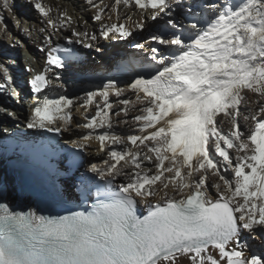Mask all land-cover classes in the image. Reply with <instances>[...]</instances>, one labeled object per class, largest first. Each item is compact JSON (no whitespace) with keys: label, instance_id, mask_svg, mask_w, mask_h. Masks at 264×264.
Segmentation results:
<instances>
[{"label":"snow or ice","instance_id":"1","mask_svg":"<svg viewBox=\"0 0 264 264\" xmlns=\"http://www.w3.org/2000/svg\"><path fill=\"white\" fill-rule=\"evenodd\" d=\"M86 3L96 9L93 19L102 21L109 5L103 0ZM120 5H134L153 21L167 9V23L176 28L168 0H114L111 11L116 13ZM33 6L48 18L49 27L72 24L67 13L58 21L51 19L52 9L42 0H34ZM10 7L9 0H0V8ZM213 9L216 15L206 26L198 28L199 21L191 25L194 32L151 36L163 47L149 46L155 64L148 78L138 74L125 88L110 79L85 93L76 105L84 110L85 122L76 127L91 131L72 143L83 150L95 139L99 151L106 152L102 163L88 168L103 181L95 203L85 211L52 217L12 212L0 203V264H180L179 257L190 264H264V247L254 251L241 243L242 238L264 235V0H239ZM136 27L143 28V20ZM99 35L124 39L131 32L125 23L113 22L102 24ZM71 36L75 39L69 38V44L84 48L94 47L98 39L75 28ZM45 40L51 43L49 37ZM72 57L70 48L50 49L46 66L29 81L31 91L41 93L51 86L52 76L59 78L52 66L65 67V59ZM0 71L7 84L14 83L6 66L0 64ZM244 90L261 98L258 111L243 117L255 122L247 135L237 121ZM125 92L133 93L135 101L120 99ZM110 94L123 107L114 110ZM92 105L95 114L89 116ZM73 106L66 94L45 95L32 108L26 127L69 131ZM110 111L117 118L137 111L132 124L138 134H118ZM221 114L231 118L227 133L220 127ZM229 149L235 150V159ZM210 172L219 182L207 183ZM139 205L145 215L138 214Z\"/></svg>","mask_w":264,"mask_h":264},{"label":"bare ground","instance_id":"2","mask_svg":"<svg viewBox=\"0 0 264 264\" xmlns=\"http://www.w3.org/2000/svg\"><path fill=\"white\" fill-rule=\"evenodd\" d=\"M24 0H21L23 3ZM31 4L34 0H30ZM99 3L100 0H95ZM171 5V19L176 24V28L172 29L171 25L167 23L170 18L167 13V9L164 13H161L157 20L153 21L150 18L148 12L141 14V10L135 8L132 5L130 8H126L123 5L118 6L117 12L113 13L111 11V5L114 0H103V5H109L105 8L102 13L103 20L96 21L93 19L96 9L92 8L86 3V0H42V3L50 7L52 11L50 12V18L58 21L62 13H67L71 18V26H66L64 28H52L48 25V18L43 17L38 20L29 19L32 17V13L29 8L32 5H24L15 0H9L11 7L9 9L0 8V16L4 11L10 12L14 9L16 13V21L18 20V15H24L27 22V29L21 31L20 33L14 32L16 37H19L24 44L25 48L29 51L32 56V62H30V70H28V75L25 77L27 79L32 78L37 72L43 70L46 66L47 56L50 49L60 46L62 48L68 46H74L79 53V58L65 61V67L55 68L52 66L53 73L58 74L57 76H52L53 83L51 86L46 87L41 93H33L31 91L30 84L23 85L20 73L13 68H8L9 73L14 81H16L20 86L15 90V94H11V100L15 101V106H12L6 100L0 101V113L5 117V120L0 126V139H4L10 135H18L15 132L24 131L29 136L39 137L45 129H29L26 127L28 119L30 116H24L23 109L24 105L30 107V115L32 108L41 101L45 95L49 98H58L59 95L66 94L67 98L73 101L74 106L71 109L72 114H85L83 109H78L76 105L81 102V98L85 96L88 91H97L110 79L118 83V86L125 88L128 83L132 80L138 78V74H144L145 78L147 73L151 72L154 74V69L151 65L155 62L151 60L150 45L163 47L156 44L155 41L151 40L152 35H168L170 31H176L180 33L181 31L194 32L195 30L191 28L193 23H197V27L206 26V21L214 18L216 15L215 9L218 10L221 6L227 5L229 3H238L239 0H180L179 5H177L176 0H168ZM103 5H101L103 7ZM27 6V7H25ZM150 12V10H149ZM117 14L120 19L117 20ZM38 15V14H37ZM110 17V18H109ZM130 17V19H129ZM20 19V18H19ZM143 20L144 27L137 28L136 24ZM125 23L126 29L131 32V35L124 39H105L100 37L99 31L102 24L110 23ZM75 28L79 32H87L89 34H95L97 36V41H94V47L84 48L81 44H69V38L75 39L71 36L72 29ZM4 29V25L0 22V31ZM44 29V31H41ZM16 31V30H15ZM49 37L51 43H47L45 37ZM111 36V34H110ZM10 38V34H9ZM148 43H145V42ZM136 44H145L144 48L135 47ZM37 48L43 49L42 53L37 51ZM94 58L97 61H94ZM100 59V60H99ZM13 64L12 62H9ZM51 75V74H49ZM3 73H0V83L5 84L8 87L6 81L2 79ZM63 85V87H61ZM0 92H3V90ZM10 90V88H9ZM32 94L33 96H30ZM242 95L244 100L241 102L240 115L237 117L238 123L243 124L245 130L242 132L249 133L253 127L250 123L251 119L248 121L244 120V116L249 117L258 111V102L261 98L251 91L244 90ZM135 99V95L131 92H125L124 96L120 99ZM109 101L114 105V110H118L123 107L117 103V98L110 94ZM140 107V105H139ZM139 107L136 109L138 110ZM89 114H95V106L92 105L89 108ZM138 114L137 111H130L127 117L121 115L120 120H127L128 124H120L119 120L115 117L112 111L109 112V116L115 121L114 130L122 135L126 136L128 134H138L136 127L132 124V117ZM219 120L222 121L220 127L227 133L230 130L231 118L220 115ZM59 123V122H57ZM75 125V124H74ZM73 124L70 125L69 131H64L63 129L60 133L59 145L73 147V141L79 140L82 133L75 132L74 130H81V128L75 127L72 129ZM2 130V131H1ZM85 130V129H84ZM5 131V132H4ZM91 130H86L84 134ZM96 133H100L102 129H96ZM131 145H129L130 147ZM63 147V146H61ZM123 145H111L110 148H115L120 150ZM81 150V149H80ZM146 151V149H144ZM84 152L85 162L80 166V170L76 172L72 177L68 179H61L62 188L66 195L78 199L82 194H89L90 190L88 188V180L96 178L93 173L88 172V168L91 164L102 163L103 159L107 158L106 152L99 151V144L95 139H91L87 142L85 148L82 150ZM63 158L58 161V168L63 166ZM123 163V162H121ZM147 163V162H145ZM167 163V162H166ZM154 172V168L152 169ZM61 172V168H60ZM82 172H86V175H82ZM86 178V179H85ZM214 177L211 172L208 174L207 183L211 184ZM217 180V179H216ZM214 182V181H213ZM219 182V181H218ZM83 186L84 190L80 191L79 187ZM213 195H215V189H212ZM169 194L173 193L169 190ZM0 201L9 208L10 211L15 210H28L37 212L34 202L28 196L22 194L20 190V183L18 177L14 172H9L2 167L0 159ZM139 208L146 212L143 205H139ZM257 235V234H256ZM253 235L251 238H257ZM247 236V233H244ZM248 239H241V243L248 244ZM260 239V238H259ZM256 250V249H255ZM209 251L214 253L218 258L219 254L215 249L209 248ZM245 254H248V249H245ZM180 264H190V261L186 257H179ZM221 264H225L221 261Z\"/></svg>","mask_w":264,"mask_h":264},{"label":"rangeland","instance_id":"3","mask_svg":"<svg viewBox=\"0 0 264 264\" xmlns=\"http://www.w3.org/2000/svg\"><path fill=\"white\" fill-rule=\"evenodd\" d=\"M13 1L14 0H12V2ZM15 1L16 2L18 1L24 5H28V4L32 5V8L31 7L29 8V11L32 13L31 14L32 17L29 18L30 20L31 19L38 20L39 18L43 19V16H41L39 14V12L34 8V6H33L34 3L31 4L30 0H24L23 3L21 2V0H15ZM25 7H27V6H25ZM15 17H16V13H15L14 9H12L10 12H8L6 10L0 16V22L2 23V25H4V29L2 31H0V64L6 66L7 69L13 68L14 70H17L20 73V77L22 78L23 85L26 86L29 84L30 79H27L25 77L28 75V70H30V68H31L30 62L33 61L32 60L33 55H31L29 53V51L25 48L22 41L20 39H18L19 37H16L17 35H15L14 32L20 33L21 31L26 30L28 27L27 22L29 21V19L26 21L24 15H21V13L18 15V17L20 19L18 18L17 21H16ZM9 34H10V38H9ZM37 51L42 53L43 50L41 48H37ZM94 61H97V59L94 58ZM9 62H12L13 64H10ZM0 73H1V71H0ZM11 94H12L11 90H9V87L6 86L5 89L3 90V92H0V101L1 100L11 101ZM30 96H33V95L30 94ZM129 100L133 101V102L135 101V99H132V98ZM15 101H16V99H15ZM15 101H13V103H11L12 106H15ZM129 107L130 108L135 107V109H136L137 107H139V104L134 105V104L130 103ZM21 108L23 109L22 114L24 116L25 115H26V117L30 116V107L29 106L24 105V107L22 106ZM84 115L85 114H82V115L79 114V111L76 112V114H72V117H73L72 129L73 130L75 129L77 122H80V123L85 122L84 121ZM90 115H94V114H89V116ZM114 118H115V116H114ZM117 119L120 120V118H117ZM4 120H5V117L3 115H1V113H0V126H2L1 124L3 123ZM252 122L253 121L251 120L250 123L253 124ZM238 125H239V129L241 131L245 130V127L243 126V124L238 123ZM230 127H231V125H230ZM86 130H88V129L84 130L83 128H81V130H79V131H77V130H74V131L78 132V133H82V135H84V132ZM249 133H245V135H247ZM229 153L233 156V159H235V155H236L235 150L229 149ZM220 171H221V174H225L223 168H221ZM212 180L214 182L211 181V184L219 181L218 177H216ZM256 237L257 238H250L248 240V245L252 246L254 251H260L262 249V247H264V235L257 234Z\"/></svg>","mask_w":264,"mask_h":264}]
</instances>
